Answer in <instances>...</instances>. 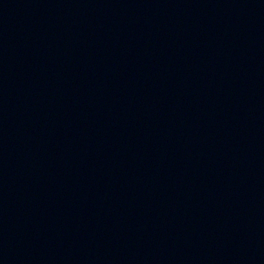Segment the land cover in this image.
<instances>
[{
	"label": "water",
	"instance_id": "obj_1",
	"mask_svg": "<svg viewBox=\"0 0 264 264\" xmlns=\"http://www.w3.org/2000/svg\"><path fill=\"white\" fill-rule=\"evenodd\" d=\"M0 264H264V0H0Z\"/></svg>",
	"mask_w": 264,
	"mask_h": 264
}]
</instances>
